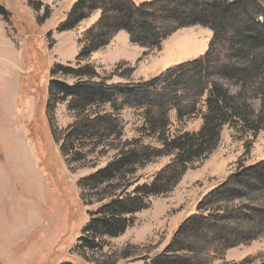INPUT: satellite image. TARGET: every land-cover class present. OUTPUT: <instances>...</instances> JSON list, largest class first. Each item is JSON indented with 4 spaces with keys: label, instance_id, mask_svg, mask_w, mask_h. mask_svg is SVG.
Listing matches in <instances>:
<instances>
[{
    "label": "rangeland",
    "instance_id": "1",
    "mask_svg": "<svg viewBox=\"0 0 264 264\" xmlns=\"http://www.w3.org/2000/svg\"><path fill=\"white\" fill-rule=\"evenodd\" d=\"M77 1L0 0L9 13L8 18L0 14V264H151L190 216L213 210L212 205L199 209L208 192L242 166L249 168L264 160V129L254 135L227 125L211 153L192 163L173 190L151 197L125 233L105 238L98 249L78 247L90 213L101 205L100 195H87L90 204L85 203L80 180L138 149L148 154L141 159L126 157L125 182L152 181L173 155L165 151L152 155L165 149V135H148L141 128L144 113L151 109L156 114L168 112L167 137L198 131L202 116L197 111L179 117L164 103L174 92L198 103L199 91H193L190 82L173 88L160 86L119 97L126 105L113 104L117 95L95 93L83 110L87 103H81L80 96L73 109V97L54 95L52 82H147L175 65L203 56L213 31L200 25L186 27L159 49L149 50L134 44L122 30L88 61L79 63L83 35L100 19L101 10L75 28L59 31ZM85 64L94 66L98 75L78 77L54 71L58 65L78 68ZM251 103L257 111L264 110V95H253ZM88 114L102 121L109 115L116 130L89 139L81 155H65L61 147L66 131ZM247 232L232 240L227 249L216 250L213 264H264V235L252 228Z\"/></svg>",
    "mask_w": 264,
    "mask_h": 264
},
{
    "label": "trees",
    "instance_id": "2",
    "mask_svg": "<svg viewBox=\"0 0 264 264\" xmlns=\"http://www.w3.org/2000/svg\"><path fill=\"white\" fill-rule=\"evenodd\" d=\"M261 0H78L59 31L75 28L81 21L101 10L100 19L83 35L79 63L88 61L92 54L106 46L122 30L131 41L149 50L159 49L162 43L180 29L204 26L213 31L208 51L191 61L169 68L161 75L140 83L112 84L82 81L70 85L53 81L51 92L63 97L72 96L71 107L78 106V96L83 100V110L97 96L109 93L115 96L113 104L126 105L119 97L129 98L160 86L194 84L199 91V101L188 100L176 92L165 97L164 106L184 113L197 111L202 116L198 131H184L166 136L169 126L168 112L144 113L142 129L148 135H165V149L158 153L173 155L172 161L144 184L126 183L128 172L123 163L127 158H145L148 153L129 150L121 160L80 180L85 203L87 195H100L101 205L90 213L83 228L79 246L98 249L107 237H118L134 222L137 212L148 207L153 196L173 190L189 166L206 157L218 144L225 126L257 135L264 128V110L252 105L253 95H264V3ZM38 8L42 2H36ZM0 14L9 17L0 4ZM263 18V20H260ZM262 53V54H261ZM58 70L80 76H97L90 64L73 68L58 65ZM227 83H224L225 80ZM235 87L236 91L232 88ZM82 116V115H81ZM105 116L87 115L66 131L62 151L65 155H81L79 151L89 139L113 132L117 124ZM106 123V124H105ZM105 125V126H104ZM94 140V139H93ZM77 147V148H76ZM145 148V147H143ZM79 149V150H76ZM165 151V152H164ZM125 156V157H124ZM78 159V158H77ZM116 182V185L114 183ZM107 184V185H106ZM106 185V186H105ZM133 186L132 190L130 188ZM239 201V203H237ZM212 205L207 213L198 211L180 227L166 251L151 264H213L214 252L227 249L238 235L248 229L264 235V160L249 168H239L228 179L208 192L199 209ZM235 237V238H234ZM234 238V239H233Z\"/></svg>",
    "mask_w": 264,
    "mask_h": 264
}]
</instances>
